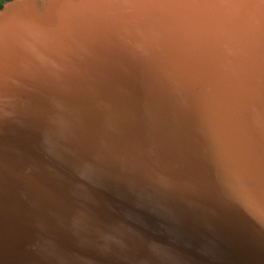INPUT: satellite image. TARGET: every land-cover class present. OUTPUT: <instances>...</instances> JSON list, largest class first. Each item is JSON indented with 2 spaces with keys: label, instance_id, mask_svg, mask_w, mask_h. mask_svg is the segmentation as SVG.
Instances as JSON below:
<instances>
[{
  "label": "water",
  "instance_id": "water-1",
  "mask_svg": "<svg viewBox=\"0 0 264 264\" xmlns=\"http://www.w3.org/2000/svg\"><path fill=\"white\" fill-rule=\"evenodd\" d=\"M0 264H264V0H6Z\"/></svg>",
  "mask_w": 264,
  "mask_h": 264
},
{
  "label": "trees",
  "instance_id": "trees-1",
  "mask_svg": "<svg viewBox=\"0 0 264 264\" xmlns=\"http://www.w3.org/2000/svg\"><path fill=\"white\" fill-rule=\"evenodd\" d=\"M5 1L6 0H0V8L3 6V4H4Z\"/></svg>",
  "mask_w": 264,
  "mask_h": 264
}]
</instances>
